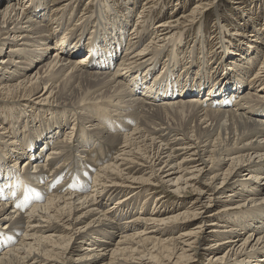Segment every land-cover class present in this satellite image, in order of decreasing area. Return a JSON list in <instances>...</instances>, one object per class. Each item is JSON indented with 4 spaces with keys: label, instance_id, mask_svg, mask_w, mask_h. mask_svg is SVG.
Listing matches in <instances>:
<instances>
[{
    "label": "bare ground",
    "instance_id": "1",
    "mask_svg": "<svg viewBox=\"0 0 264 264\" xmlns=\"http://www.w3.org/2000/svg\"><path fill=\"white\" fill-rule=\"evenodd\" d=\"M33 1L0 5V264H264V28L180 56L209 1L140 0L116 62L136 0Z\"/></svg>",
    "mask_w": 264,
    "mask_h": 264
},
{
    "label": "rangeland",
    "instance_id": "2",
    "mask_svg": "<svg viewBox=\"0 0 264 264\" xmlns=\"http://www.w3.org/2000/svg\"><path fill=\"white\" fill-rule=\"evenodd\" d=\"M9 1L10 0H4L3 2H1V4H0L1 8H5ZM50 1L51 0H48V3ZM109 1H111V3H112V1L115 2L113 8H117V5L119 3L121 4V0H117V1L116 0H109ZM160 1L161 0L158 1L159 2L158 4H160L159 8H161V9L157 8V10L155 12H158V13H155V12L153 13L154 22L157 21L158 19L162 18V17H167L169 11L171 9H174V8L177 9V11L179 10V12L183 11V12L188 13L191 9H194V7L197 6L201 0H198V2H197V0H162L161 2ZM208 1H209V5L206 8H204V11L202 13L200 12L197 15H195V17H197V19L195 20V24H196L195 27L190 28V29L180 33V35H182V36L181 37L178 36L176 38V40L172 43L173 45L176 42L180 43L179 48L177 49L180 51L178 53L180 56L187 50V48H191V47H194L193 48V52H195L194 54H196L197 52L200 53V51L204 49V51H206L207 55L208 54L212 55L213 53L223 52L225 47L232 50V48L237 47L238 44L239 45H246L247 40H248L246 36L250 34L252 28H257V27L262 28V29L264 28V23H263L264 21H262L264 19V0H246V1L245 0H220V1L219 0H208ZM34 2H35V0L32 2L30 9L34 10V8H33ZM77 2H76V5H74V7H73V5H71V8L69 10H71L73 8V12L76 13V17H77V16H79L83 7L86 6V4H87V6H86L87 11L86 12H89L90 15L92 13L94 15L93 19L97 18L96 16H98V15H95L98 13V9H96V7H100V5H102V3H103L102 0H94L92 2L90 0H78ZM135 2H136V6H135L134 10H132L134 12H132V14L130 15V18H129L128 24H127L128 26H126V28H124V31L121 34V38L124 41V43L122 42L123 44H121V46L118 49V52H117L118 54L116 55V62L119 60L118 58L121 56V53L124 50V47H125L124 45H126L125 41H127V35H129L130 31L132 30V26L134 25V22L136 19V14L141 7L140 0H136ZM39 5H40V0H39ZM238 5H240L242 10L238 9L239 8ZM216 9L218 11L215 13ZM250 10H251V12H250ZM94 11L97 13H95ZM74 15H73V18H74V22H75V19L77 20V18H75ZM202 15H204V16L202 17ZM219 15H220V18L224 19L221 23L222 24L224 23L227 26V30L225 32H222V33L219 31H215L216 27L212 29V27L215 24L214 19L216 20V16H219ZM200 17H201V19H200ZM259 23H260V25H259ZM203 25H204V29H205L204 30L205 35H203L200 38H195L196 31L199 30L201 28V26H203ZM90 28H91V26H90ZM150 29H151V27H150ZM90 31H91V29H89L87 32H85L82 35V38L87 39V36H88L87 33H90ZM257 32H260V31L257 30ZM150 36L151 35H149V33H148V35H146L144 37V39L141 40L140 45L143 46L144 44H147L151 38ZM204 44H205V46H202ZM202 47H203V49H202ZM54 52L55 51L52 49L49 52V56L53 57ZM86 53L87 52L84 51L79 56L73 57L74 58L73 60L75 61V60H77L83 56H86ZM200 54H199V56H200ZM204 54H205V52H204ZM163 55L161 56V58L158 59V61H159V62H157L158 64L156 63V65H155V67H158V71L160 73H161V69H162L161 65H162V62L164 61ZM260 59H261V56H260L259 60ZM256 68H257V65L255 64L254 69H256ZM156 70H157V68H156ZM158 85H160V82H158L156 84L157 87H158ZM170 86H174V83H170V85L167 83H164L161 86V91L163 92L164 89H167V88L170 91H173ZM139 93H141V92H139ZM232 97H234V96H232ZM27 101H29V102H27ZM27 101L24 102L27 105L28 104H34L32 99L27 100ZM122 101H124V99ZM115 112L116 111L109 112V113L112 114V117L113 116L117 117L116 115L118 114L117 113L118 111L116 112V114H115ZM69 120L70 119L68 118L67 126L62 129L61 134L67 128L70 129L71 122H69ZM128 124H129V121H128ZM58 137H60V136H58ZM48 148L49 147H47L45 151H48ZM46 153L47 152L42 153L40 160L43 161L45 159L44 157H45ZM24 160H25V158H23V161ZM8 164H9V162H8ZM263 194H264V190L260 191L257 195V198H261V196ZM168 198H170V200H171L172 197L168 196ZM152 205H153V203H150V207ZM16 242H17V240L15 239V241L11 244H15ZM209 243L210 242H208V244ZM223 252L224 251H221L220 255ZM205 257L199 256L197 259L198 261L194 262L193 264H207V262L205 261Z\"/></svg>",
    "mask_w": 264,
    "mask_h": 264
}]
</instances>
